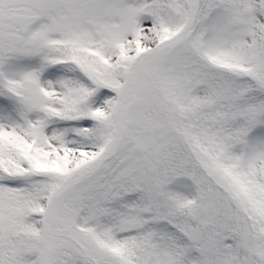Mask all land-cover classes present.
Masks as SVG:
<instances>
[{"label":"snow or ice","instance_id":"6c2138e0","mask_svg":"<svg viewBox=\"0 0 264 264\" xmlns=\"http://www.w3.org/2000/svg\"><path fill=\"white\" fill-rule=\"evenodd\" d=\"M0 264H264V0H0Z\"/></svg>","mask_w":264,"mask_h":264}]
</instances>
